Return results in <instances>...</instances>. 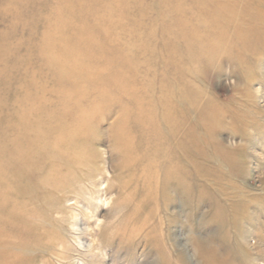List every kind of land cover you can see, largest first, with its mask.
I'll return each mask as SVG.
<instances>
[{"label": "rangeland", "instance_id": "rangeland-1", "mask_svg": "<svg viewBox=\"0 0 264 264\" xmlns=\"http://www.w3.org/2000/svg\"><path fill=\"white\" fill-rule=\"evenodd\" d=\"M135 1L122 0V27L92 24L82 36L94 45L103 40L99 31L117 36L119 46L103 47V55L127 49V65L123 56L102 60L95 46L87 57L99 63L95 81L65 88L43 35L101 0H0V264H264V28L248 29L254 55L167 61L169 48L178 55L202 48L177 39L174 13L158 20L159 0ZM184 1L180 7L195 12ZM105 15L96 11L89 21ZM139 47L150 53L133 57ZM175 66L179 75L168 72ZM165 77L197 97L180 107L178 133L186 138L196 127V143L183 145L178 190L163 183L170 169L154 170L155 158L145 157L150 146L132 117L140 100L167 105L159 103Z\"/></svg>", "mask_w": 264, "mask_h": 264}, {"label": "bare ground", "instance_id": "bare-ground-1", "mask_svg": "<svg viewBox=\"0 0 264 264\" xmlns=\"http://www.w3.org/2000/svg\"><path fill=\"white\" fill-rule=\"evenodd\" d=\"M159 1L161 4V6H160L161 8L159 9V12H156L157 13L156 15L158 16V20L159 19H161V20L167 19L168 20V18L171 17L172 14L174 13L175 16L177 15V19H178L177 22H174L178 25V30H179L177 39L180 42H190V43L195 42L198 45H200L202 48V53H198L195 55H191L192 47H187L186 49L182 50L180 55H178L174 49L169 48V52H170L169 57L167 56L168 59H165V60L169 61V60H176L177 59V62H179V59H182V55H183V57H184V55H186L189 59H192V60L194 59L195 61H197V60L200 61L203 59L204 62H207L204 60V58H207V57L216 58L219 55L221 56V54H223V53H225L227 55L228 54L231 55V54H235V52H238L239 50H242V51L245 50V51H248L249 53L251 52L252 55H254V52L252 50L249 51L248 46H249V44L254 43L255 39L247 37V34L249 33L248 32L249 28H252L253 30L255 28H262V27L264 28V0H188V3H190L192 9L195 10V12H193V13H190L187 10L183 9L184 3L182 5V7H180V5L182 4L180 2H185L184 0H172V1L177 2L178 5L176 8L171 7V5H170V3H172L171 1L169 3L167 0H159ZM135 4L136 5L137 4L142 5V4H144V2L142 0H136ZM96 11H99V12L105 11L107 16L105 15L106 17L101 18V20L95 19L93 21H89L91 17H94L93 15L95 14ZM116 11H117V13H120V14H116L115 13ZM126 11H127V6L122 4V0H101L100 4H98L96 7L92 8L89 13L85 14L84 16L78 17L77 19L74 20V22H72V21L70 22V17H68V19L64 20V21L62 19L61 20L62 22L60 23V25L61 24L62 25L60 26V28L54 26L51 29H49V31L47 33H45V35H43L44 41L46 42L44 49L46 52H50L52 54L49 59L54 63V65H58L57 68L59 67V69H60V70L59 69L58 70L63 74V78H62L64 80L63 86L65 88H68L71 85L78 86V84L84 80L92 81V83L95 81L96 75H97V71L95 69L99 63L94 61V59L87 58V57L90 56V52L92 53L93 50L96 49V47L98 48V50L101 49V53H102L101 59L102 60L109 61L110 63L114 64V63H119V62H116V61L113 62V60H120L121 56H123V60H125V61H123L121 63L126 64V62L128 60V55L126 56L125 51L129 53V50H127V49L125 51L121 50L119 54H115L112 56L106 57L103 55L104 54L103 53L104 51H102L103 47H105V46H112V47L113 46H115V47L119 46L120 39L117 36L110 34V35H107L106 37H104L103 33L101 31H99L100 33H98V35H99V37H103V40L100 44H96V45H94L93 43H90L89 41H85V39L82 38L83 34L88 30L89 25H92V24H94V25L98 24V25L102 26L106 23H111V25L113 24L112 26H114V30L112 31V32H114L117 28H120L123 26L122 20L124 19V13ZM249 16L251 17L250 19H249ZM135 19L139 20V21L144 20V16H136ZM192 23H196L198 25L196 27L194 26V29L192 31H186L185 28ZM173 25H175V24H172L170 26L173 27ZM169 31H170V28H169ZM181 31H185L186 34L182 35ZM109 32H110V30H109ZM112 32H110V33H112ZM164 32L167 33V31H164ZM135 33L137 34V36L140 35V34H138L137 29H135ZM26 39H28V38H26ZM129 45H130V50L133 47H135L134 43H130ZM118 50H120V49H117V51ZM131 51H130V53H132L133 57L134 56L138 57L140 54L145 53V52L150 53L149 49H147V50L143 49V48L141 49L140 47H139V50H137L138 53H134ZM58 55H60L61 59L58 58ZM141 57H142V55H141ZM234 58L236 59V57H234ZM237 58L240 61L244 60L240 54L237 56ZM152 59H153V57H152ZM87 60H89L88 61L89 63L84 64V61H87ZM85 63H87V62H85ZM139 65L143 66V64H139ZM130 66H131V64H130ZM51 68H52V66H51ZM79 69H81V72L83 71V74L80 72V74H82V75L77 77V79H80L78 82H76L75 79L73 81L74 75L79 74L77 72ZM132 71L134 72L135 76L139 75L141 77L143 75L144 77H146V75L141 74L137 69H135V70L132 69ZM148 71H150V70H148ZM148 71H146V72H148ZM146 72H144V73H146ZM168 72H170L171 74H172V72H174L175 75L180 74V70L178 69V66H175L173 68V70L171 68H168ZM45 76H46V74H45ZM34 77L36 78V76H34ZM125 82H127V81H125ZM27 83H29V82H27ZM165 83H166V85H165V88L162 90V94H161V98L159 100V103H163V104L166 103L167 105H168V103L171 105L173 104L174 107H170V106L166 105L165 107L158 110L156 108V106L154 105V103L152 102V100L151 101H145V102L143 100H140L139 104H138L139 107L132 114V117H134V127L138 128V130H139L140 140L143 142V144L144 143L146 144L145 146H150V149H145V151H144L145 157L146 158L150 157V159H151V157L155 158L156 161H153V165H152L154 170H156V169L158 170V169H162V168L163 169H165V168L170 169V171L172 172V176L167 177L163 183L166 185L173 184L176 187V189L178 190V188H180L181 183H182L180 178H179V173L183 169L182 168V156H183L182 154H183V152L186 151L183 149V145H185L184 143H188V144H191V146H194V144L196 143V127H194V126L191 127V129H190L191 134L189 135V137L181 138V136L178 133L180 128H182V124H183L182 118L185 117V115L180 110V107L184 104V101H186V96H191L189 98L193 101H195L197 99V97H195L192 94V91L190 92V90H189L190 88L183 82L178 83L176 80L174 81V79L169 80V77H168L165 79ZM126 84L130 85L128 83H126ZM75 86H73V87H75ZM131 87H129V88H131ZM70 89H72V88H70ZM153 89H155V88H153ZM72 94H74V93L72 92ZM188 94H190V95H188ZM68 98H70V97H68ZM100 102H101V100H100ZM63 108H64V106H63ZM59 109H60V107H59ZM26 110H27V108H26ZM66 110H67V108H66ZM29 115H30V113H29ZM15 116H17V115H15ZM20 121H22V120H20ZM128 121H129V118H128ZM128 123H130V122H128ZM13 124H14V122H13ZM122 130H123V128H122ZM131 130H132V127H131ZM193 136L195 139L193 138V140H189V138H191ZM125 137H127V136L125 135ZM130 138H132V137L130 136ZM18 140H19V138H18ZM11 141H13V140H11ZM53 142H55V141H53ZM15 143H14V145H15ZM133 143H134V141H133ZM118 146L119 145H117V147ZM16 148H17V146H16ZM191 148H193V151L192 150L191 151L195 153L194 147H191ZM16 152H19V151H16ZM21 153L23 154V152H21ZM28 154H30V153H28ZM45 156L48 157L47 155H45ZM26 157H27V155H26ZM44 163H46V162H44ZM25 166H26V164L24 163V167ZM10 167H12V166H10ZM14 169H15V167H14ZM152 172H153V170H152ZM154 172H157V171H154ZM171 178H174L175 180H173ZM156 179H155V183L157 184V182L159 180L156 182ZM13 181L16 182V180H13ZM54 184H55V182H54ZM6 189H8V187ZM107 191H109V190H107ZM20 195H22V194H20ZM2 199H3V197H2ZM99 199H101V197H99ZM0 204H1V202H0ZM11 206H13V204ZM85 210H87V209L85 208ZM96 226L99 228L100 224L97 223ZM74 227H76V229H74V230L79 231V222H75ZM86 229L90 230V227H88ZM79 242H81V241H79ZM79 244H81V243H79ZM84 244H82L80 246H83ZM80 246H78V247H80ZM91 247H92V245H91ZM91 247H90V250H92ZM88 250H89V248H88Z\"/></svg>", "mask_w": 264, "mask_h": 264}]
</instances>
